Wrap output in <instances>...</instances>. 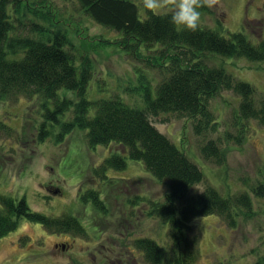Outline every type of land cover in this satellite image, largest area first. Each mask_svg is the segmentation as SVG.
I'll return each mask as SVG.
<instances>
[{
    "label": "rangeland",
    "instance_id": "374dc122",
    "mask_svg": "<svg viewBox=\"0 0 264 264\" xmlns=\"http://www.w3.org/2000/svg\"><path fill=\"white\" fill-rule=\"evenodd\" d=\"M47 1L65 21L62 24L67 22V27L73 29L70 35L77 49L93 62L89 99L119 98L131 107L144 108L147 82L141 80L142 76L150 82L155 97L156 86L169 75L168 70L139 60L119 44L118 33L96 24L77 0ZM132 1L138 5L141 17L146 18L143 0ZM175 2L163 0V7L153 12H172ZM198 3L201 26L226 37L243 33L257 44L264 40V0ZM75 27L86 32L77 36ZM103 40L111 44L102 47ZM165 49L143 52L142 58L148 56L154 61V56ZM205 61L211 67H224L232 81L249 82L255 88L256 103L264 102V61L211 54ZM68 96L74 98L71 93ZM6 100L0 102V126L4 128H0V193L16 200L26 199L32 211L48 219L73 216L82 224L84 234L61 233L22 219L17 230L0 239V264H148L135 248L136 240L148 238L165 248L171 246L170 226L149 215L150 201L164 200L169 192L165 181L155 178L142 162L132 160L116 142L90 148L87 130L75 129L60 142L54 136L39 141L38 127L43 123L40 99ZM240 101L241 96L234 90H223L209 103L219 122L217 127L200 134L195 129L196 121L187 116L150 115L152 124L204 174L203 182L195 185L191 194L202 193L210 186L222 194L246 191L253 198L254 217H241L236 228L217 215L192 221L185 234L191 239L198 237L199 258L195 264H252L264 255V196L253 193V187L264 182V124L257 119H243L240 125L236 118ZM6 129L12 133L7 135ZM209 141H215L224 153L222 162L205 158L202 149ZM115 154L125 158L127 167L111 169L107 177L97 176L95 170ZM56 188L61 192L54 194ZM91 192L96 193L102 207L95 206Z\"/></svg>",
    "mask_w": 264,
    "mask_h": 264
},
{
    "label": "trees",
    "instance_id": "16d2710c",
    "mask_svg": "<svg viewBox=\"0 0 264 264\" xmlns=\"http://www.w3.org/2000/svg\"><path fill=\"white\" fill-rule=\"evenodd\" d=\"M77 2L96 24L118 33L119 44L134 52L139 60L168 70L169 75L156 86L155 97L150 82L142 76L141 80L147 82L144 108L131 107L119 98L89 99L93 62L73 43L69 23L62 24L65 21L59 19L47 0H0V102L20 97L40 99L43 123L38 127V139L41 142L49 136H54L57 142L63 141L64 136L78 129L88 131L90 148L112 142L123 146L132 160L142 162L155 178L169 185L164 200L150 201L149 215L170 226L173 243L165 248L153 239L141 238L135 241V248L148 264H195L199 258L198 237L191 239L185 234L191 229L192 221L217 215L236 228L241 217L246 220L254 217L253 198L246 191L222 194L210 186L202 193L191 194L193 187L203 182L204 174L152 124L150 115L187 116L196 121L195 129L200 134L215 129L219 123L209 103L223 90H234L241 96L238 123L257 119L264 124V102L256 103L255 88L249 82L232 81L224 67H211L205 61L210 54L264 61V40L257 44L243 33L226 37L201 25L196 31H188L170 23L172 12L147 10L143 19L132 0ZM75 29L77 36L86 32L82 27ZM101 43L102 47L111 44L109 40ZM158 47L166 48L154 56L158 63L152 57L142 58L143 52L152 49L154 52ZM6 133L11 134L12 130L6 129ZM202 151L205 158L224 160V153L215 141H209ZM126 167L125 158L115 154L95 174L107 177L109 170ZM253 193L264 196V182L254 186ZM90 195L95 198V206L102 207L96 193ZM0 208V239L17 230L22 219L61 233L84 234L82 224L73 216L48 219L32 211L24 198L16 200L0 193ZM253 264H264V255Z\"/></svg>",
    "mask_w": 264,
    "mask_h": 264
},
{
    "label": "clouds",
    "instance_id": "9594fccd",
    "mask_svg": "<svg viewBox=\"0 0 264 264\" xmlns=\"http://www.w3.org/2000/svg\"><path fill=\"white\" fill-rule=\"evenodd\" d=\"M142 6L151 11H158L163 7V0H143ZM201 21V11L198 0H176L170 16L173 26L188 31H196Z\"/></svg>",
    "mask_w": 264,
    "mask_h": 264
}]
</instances>
